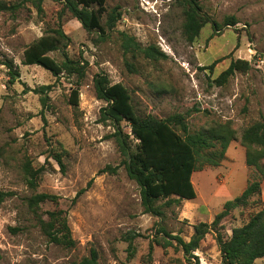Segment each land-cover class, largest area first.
Masks as SVG:
<instances>
[{
	"label": "rangeland",
	"instance_id": "rangeland-1",
	"mask_svg": "<svg viewBox=\"0 0 264 264\" xmlns=\"http://www.w3.org/2000/svg\"><path fill=\"white\" fill-rule=\"evenodd\" d=\"M0 1L19 5L0 12V192L11 194L0 202V264H74L91 249L97 252L98 264H222L216 231H209L192 253L196 259L184 257L176 242L159 231L189 241L195 224H210L224 203L258 176L245 165L239 137L243 129L264 118V0H200L203 13L216 23L233 16L237 24L221 27L214 36L206 24L192 43L183 35L182 10L173 0H106V12L100 17L104 36L84 30L58 2L44 0L38 15L27 0ZM113 11L121 17L108 30V14ZM58 25L68 38L62 51L88 63L77 108L69 104L74 77L54 78L39 66L23 64L24 49ZM120 33L142 47L156 46L166 59H132L121 48ZM62 51L49 56L61 62ZM237 59L248 61L250 69L236 72L223 86L214 84ZM6 60L18 72L13 83L2 65ZM218 60L212 71L204 69ZM98 73L126 87L140 116L165 119L179 113L191 132L213 123L232 124L237 140L229 144L220 166L193 174V200L172 196L168 199L174 202L167 207L163 204L168 199L160 200L156 205L163 214L152 216L143 213L139 188L123 167L115 174L98 173L118 167L122 159L110 137L113 125L98 121L105 106L93 90L92 79ZM47 85L51 86L47 107H42L33 90ZM120 126L130 133L125 123ZM136 143L133 140L131 147ZM57 152L63 155V170L52 158ZM26 163L44 168L35 189L25 183ZM261 188L260 203L251 199L217 226L223 239L250 212L264 207V181ZM82 189L85 192L76 198ZM35 193L58 197L57 204L40 205L38 214L45 218L56 208L65 211L75 241L72 249L48 243L26 206V199ZM126 236H135L130 249ZM255 264H264V257Z\"/></svg>",
	"mask_w": 264,
	"mask_h": 264
},
{
	"label": "trees",
	"instance_id": "trees-1",
	"mask_svg": "<svg viewBox=\"0 0 264 264\" xmlns=\"http://www.w3.org/2000/svg\"><path fill=\"white\" fill-rule=\"evenodd\" d=\"M35 8L38 15L43 13L44 0H27ZM62 6V11L68 13L77 20L87 32L97 31L100 36L105 35L100 25V17L106 12V0H52ZM183 14V35L187 42L192 43L199 35L201 29L210 24L212 36L219 34L224 26H235L236 19L226 17L222 24L216 23L203 13L200 0H173ZM19 5H8L0 1V12L17 9ZM121 15L117 12L108 14L107 29H114ZM68 38L63 33L61 25L42 35L23 51V64L36 65L48 71L52 77L58 78L61 74L74 77V88L69 95V104L78 107L79 87L85 77L88 63L82 58L73 60L68 58L63 48L67 46ZM121 48L125 55L132 59L141 56L149 60H163L166 55L156 46L142 47L134 38L125 33H120ZM62 51L61 62H57L49 56L50 53ZM218 61L204 68L213 70ZM7 69L10 83H13L18 75L17 69L11 60L3 62ZM250 69V63L237 59L231 61L229 66L222 71L213 83L223 86L236 72L246 73ZM93 90L96 99L105 103L100 109L99 122L110 123L114 127V133L110 135L114 139L121 161L118 167H107L100 170L102 174L110 172L115 174L119 167H123L127 177L134 181L139 188L140 203L143 213L161 217V206H157L160 200L172 196L178 200H193L196 197L192 176L195 172L205 167H219L225 159L229 144L237 140V133L230 122L213 123L191 132L184 115L176 113L165 119H157L151 115L140 116L132 105V98L126 87L121 83L112 84L107 75L98 73L92 79ZM51 86H40L33 90L39 95L42 107H47V92ZM125 123L130 128L127 133L121 128ZM132 138V140H130ZM136 141L134 147L131 142ZM241 146L245 148V165L257 171L258 176L250 181L245 189L232 200L224 203L222 210L214 216L210 224L197 223L193 226V233L189 241H183L178 236H170L163 229L162 232L169 239L176 242L184 257L195 258L193 252L200 248V244L209 231H216L215 241L220 253L222 264H255L257 259L264 257V207L250 212L247 220L240 226L231 229L227 239H223L217 232V226L230 212L237 208H245L250 200L255 198L260 203L262 198L261 182L264 181V118L256 121L243 129L239 137ZM53 160L63 170L62 153L52 154ZM43 167L33 169L29 163L23 166V174L26 185L35 189ZM86 189L80 190L78 198ZM11 194L0 192V202L3 197ZM58 197L46 193H35L26 199L28 210L37 217L38 226L48 243L65 249H72L75 241L67 223L66 213L62 209H54L45 213V218L39 214L40 205L50 202L57 204ZM75 201V200H73ZM173 200L168 199L164 206H169ZM135 236H126V241L131 248V241ZM74 264H98V255L94 249L89 251L87 257ZM198 264V263H196Z\"/></svg>",
	"mask_w": 264,
	"mask_h": 264
}]
</instances>
